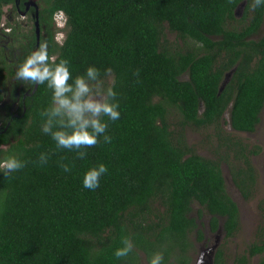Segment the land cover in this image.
Returning <instances> with one entry per match:
<instances>
[{
    "label": "trees",
    "instance_id": "1",
    "mask_svg": "<svg viewBox=\"0 0 264 264\" xmlns=\"http://www.w3.org/2000/svg\"><path fill=\"white\" fill-rule=\"evenodd\" d=\"M18 1L0 0V36L20 51L10 58L8 46L0 44V103L17 65L47 43L50 58L68 59L73 76L94 65L105 87L114 81L121 115L108 121L111 143L101 136L80 159L74 150L57 149L41 131L40 113L51 102V90L21 81L18 114L10 105L0 114V159L15 154L25 161L9 176L0 173V264H141L157 251L163 264H192V237L205 238V213L212 231L222 227L226 240L234 237L241 212L227 189L223 163L251 199L258 186L251 156L261 146L225 135L223 124L227 111L236 131L254 132L260 123L264 8H255L254 0H35L27 16L31 26L22 23L21 29L2 22L6 7L26 9L29 0ZM59 12L66 16L64 28L55 22ZM59 31L65 34L61 42ZM188 128L203 134L214 129V157L190 145ZM40 153L48 154L43 165ZM62 163L71 171L64 172ZM99 163L108 168L100 187L84 188V172ZM259 207L257 240L234 264H252L258 255L256 264H264V198ZM125 239L132 251L117 258ZM224 246L215 264L227 263Z\"/></svg>",
    "mask_w": 264,
    "mask_h": 264
},
{
    "label": "clouds",
    "instance_id": "2",
    "mask_svg": "<svg viewBox=\"0 0 264 264\" xmlns=\"http://www.w3.org/2000/svg\"><path fill=\"white\" fill-rule=\"evenodd\" d=\"M254 7L264 8V0H254ZM59 14L63 15L60 19L57 18ZM55 22L57 27L64 28L65 14L57 13ZM48 48L47 43H41L30 51L17 65L15 78L36 86L46 84L51 90V102L40 113L41 131L51 137L57 149L74 150L78 158L84 159L87 152L83 149L98 144L101 136L104 143H111L112 138L106 131L108 121H116L121 115L114 81L105 87L100 70L94 65H89L83 74L73 76L70 61L50 58ZM105 71L111 72V69ZM47 160L48 154L40 153L39 163L43 165ZM23 167L25 161L15 154L0 159V173L5 176ZM61 167L66 173L71 171L68 164L62 163ZM107 172L104 163L88 168L83 174V187L89 190L99 188L101 177ZM123 243L124 246L114 252L117 258L126 257L132 251L130 240L125 239ZM163 261V253L157 251L151 255L149 264H163Z\"/></svg>",
    "mask_w": 264,
    "mask_h": 264
},
{
    "label": "rangeland",
    "instance_id": "3",
    "mask_svg": "<svg viewBox=\"0 0 264 264\" xmlns=\"http://www.w3.org/2000/svg\"><path fill=\"white\" fill-rule=\"evenodd\" d=\"M245 5L241 4V6L237 10L238 18H241L244 13ZM63 15L59 14L58 19H60ZM3 23L6 24L7 21H12L13 24L18 25L22 29H24L25 25L29 22L28 17L25 16L23 12H16L13 11L12 8L6 7L5 13L3 16ZM21 23V24H20ZM24 24V26L22 25ZM236 25L241 26L240 23L236 22ZM31 24L28 25V27ZM3 27V26H1ZM0 27V28H1ZM65 34L58 32L56 35V40L61 42L64 39ZM174 38V35H171ZM19 40L18 38L16 39ZM0 44L3 46H8L7 50L10 49L12 53L10 58L16 55H19L20 51H15V42L12 39H8L4 35L0 36ZM185 46V44H183ZM13 55V56H12ZM14 58L13 61L15 60ZM15 63V61H14ZM187 78V76H185ZM17 80V79H16ZM15 81L14 76L10 77L9 80L5 83V86H2L3 92L5 95V100L10 98L11 86ZM19 81V80H18ZM103 97H101L102 99ZM4 100V101H5ZM8 102V101H7ZM6 102V105L8 104ZM3 108V106H2ZM3 111V112H2ZM1 113H5V110H1ZM176 116V115H175ZM225 118L227 119L226 122L223 124L224 133L225 135H232V138L236 137L237 140L242 139L243 143H249L250 145H259L260 153L252 155V161L256 168L257 175V191H255L254 196L251 199H246L238 187L234 184L233 175L229 166L226 163H223V171L226 178L227 189L233 198L238 202L240 206L241 212V225L240 229L237 234L229 239H225L223 235V228L220 227L218 231H212L209 227V219L210 215L205 213L203 218L200 219L202 222L205 223L203 226V231L205 234V240L207 238V242L203 239L202 241H198L196 239V234L193 235V239L195 240L196 244V251L194 253V261L193 264H211V260L215 255V252L225 244V258L226 264H234L235 259L245 252L247 246L257 240V232L262 223V213L259 207L260 200L264 198V108L261 112V120L260 123L257 125V128L254 132H245V131H236L230 122V112L227 111L225 113ZM205 134L196 132L191 128H188L187 138L188 142L191 146H193L197 151L205 156L214 157V152L216 150V138H215V131L212 128H208ZM220 154L222 156H227L228 152L225 148H219ZM198 205L195 206L198 209ZM193 214H196L197 211ZM200 222V221H199ZM223 247V248H224ZM262 256L258 255L252 259V264H256ZM141 264H149L142 257Z\"/></svg>",
    "mask_w": 264,
    "mask_h": 264
},
{
    "label": "flooded vegetation",
    "instance_id": "4",
    "mask_svg": "<svg viewBox=\"0 0 264 264\" xmlns=\"http://www.w3.org/2000/svg\"><path fill=\"white\" fill-rule=\"evenodd\" d=\"M20 1V0H19ZM18 1V2H19ZM20 3V2H19ZM26 5H27V7H26V9L25 10H18L19 11V13L20 12H23L24 14H25V16H28V11L30 10V8H31V6H33V5H36V2H35V0H29V1H26ZM11 8H12V6H11ZM12 10L13 11H15L13 8H12ZM28 25V24H27ZM27 25H25V26H27ZM15 78V77H14ZM17 82H18V80H16V78H15V81L13 82V84H12V86H11V92H10V98L8 99V100H3L1 103H0V114H1V110H5V109H7V107H8V105H10V112L13 114V116L14 115H16V114H18V110H19V107H20V101H21V98H20V96H19V94H20V90H21V87L25 84V83H22L21 81H19V82H21V85L18 87V84H17ZM29 85V84H28ZM27 85V86H28ZM14 87H17L16 89L18 90V96H17V98L15 99L13 96H12V91H13V89H14ZM29 88V87H28ZM29 94V92L27 91L26 92V95H28ZM8 101V102H7ZM6 102L8 103L7 105H6ZM2 106H3V108H2ZM3 112V111H2ZM3 114H6V110H5V113H3ZM0 121H1V119H0ZM1 125V124H0ZM211 230V229H210ZM223 235H225V233H224V231H223ZM204 240H205V238H204ZM205 242H207V238H206V240H205ZM216 253L217 252H215V255H214V264H215V257H216ZM192 264H193V262H192Z\"/></svg>",
    "mask_w": 264,
    "mask_h": 264
},
{
    "label": "water",
    "instance_id": "5",
    "mask_svg": "<svg viewBox=\"0 0 264 264\" xmlns=\"http://www.w3.org/2000/svg\"><path fill=\"white\" fill-rule=\"evenodd\" d=\"M243 5H245V3H243ZM237 10H238V9H237ZM236 13H237V11H236ZM36 26H37V28H36V31H37V38H38V42H39L41 32H40V26H39V21H38V20L36 21ZM233 72H234V71L231 70L230 72L227 73L226 78H225V80H224V82H223V84H222L221 89L224 88L225 84L228 82V80L230 79V77H231V75H232ZM211 264H214V258H212V260H211Z\"/></svg>",
    "mask_w": 264,
    "mask_h": 264
}]
</instances>
